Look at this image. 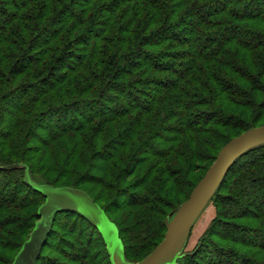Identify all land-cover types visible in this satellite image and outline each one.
<instances>
[{"label":"trees","instance_id":"trees-1","mask_svg":"<svg viewBox=\"0 0 264 264\" xmlns=\"http://www.w3.org/2000/svg\"><path fill=\"white\" fill-rule=\"evenodd\" d=\"M262 112L264 0H0V264L45 199L27 172L85 192L125 260H143L220 149L264 126ZM209 202L210 226L176 264H264V144ZM36 264L110 261L99 232L61 210Z\"/></svg>","mask_w":264,"mask_h":264},{"label":"water","instance_id":"water-1","mask_svg":"<svg viewBox=\"0 0 264 264\" xmlns=\"http://www.w3.org/2000/svg\"><path fill=\"white\" fill-rule=\"evenodd\" d=\"M264 144V126L252 128L227 142L216 155L204 176L195 185L173 217L166 223L163 240L143 260H125L119 233L104 211L82 190L40 186L27 172L25 183L44 196L37 210V221L12 264H36L51 232L53 220L61 210L80 213L100 234L110 264H168L184 247L192 227L211 200L233 162L248 150Z\"/></svg>","mask_w":264,"mask_h":264},{"label":"rangeland","instance_id":"rangeland-1","mask_svg":"<svg viewBox=\"0 0 264 264\" xmlns=\"http://www.w3.org/2000/svg\"><path fill=\"white\" fill-rule=\"evenodd\" d=\"M262 114H264V112H262ZM258 124H264V116L262 117V119L259 121ZM242 125V124H241ZM237 126L238 125H234V129L232 130L231 129V135L229 136H232V135H235V133L237 134L239 130H237ZM240 127V126H239ZM215 143V142H214ZM212 151H210L211 154H214L215 153V150L218 148V145L217 143L213 146L212 145ZM1 152V151H0ZM1 156V155H0ZM6 157V156H5ZM38 161V159H36L33 164L35 165L36 162ZM213 163V162H212ZM210 164V162L206 163L205 164V167L208 166ZM36 172L38 174V176L40 177H43L44 174H45V170L43 171L42 169V164L39 163L36 167ZM204 173V171H199L193 178V180L195 181L196 179H198L200 176H202V174ZM69 176L68 178H70L73 174H72V171H70V173H67ZM64 176L66 175V173H60L59 176ZM58 176V177H59ZM85 187L91 191H93L95 193V195H98L99 194V187L95 186L94 184L92 183H88L85 185ZM103 196V195H101ZM183 194L180 195L177 199H176V202L177 201H180V200H183ZM214 211H215V208H214V204L213 202H208L207 206L205 207V209L202 211V213L199 215V217L197 218V220L195 221L193 227H192V230L190 232V235L188 237V240L186 241L184 247L182 248V250L178 253V255L175 257V259H173L172 261H170L168 264H176V261L177 259L182 256L183 254L185 253H188L190 252L191 250H193L197 240L200 238V236L203 235V233L207 230V228L210 226L213 218H214ZM216 229L218 230V228L216 227ZM215 229V230H216ZM58 232H60L61 228L58 227L56 229Z\"/></svg>","mask_w":264,"mask_h":264}]
</instances>
